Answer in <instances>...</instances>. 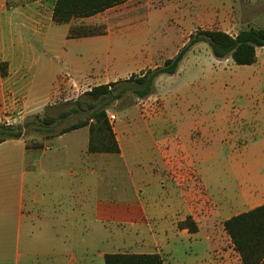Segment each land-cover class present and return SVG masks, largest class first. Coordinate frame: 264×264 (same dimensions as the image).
<instances>
[{"label": "crops", "instance_id": "obj_1", "mask_svg": "<svg viewBox=\"0 0 264 264\" xmlns=\"http://www.w3.org/2000/svg\"><path fill=\"white\" fill-rule=\"evenodd\" d=\"M54 2L52 0L50 7L46 8L44 0L24 1L22 4L20 0H0V110L15 113L18 117L37 114L71 90L84 89L82 94L99 85L127 80L133 74L154 69L161 61L171 59L163 60L164 47L158 44L154 51L143 56V64L138 68H132L130 56L102 59L93 49L85 55L80 54L76 62H70L59 47L60 41L50 38L54 26H60L52 21ZM100 14L62 24L66 25L67 31L58 38H62L64 44L71 40H86L92 45L96 38L108 35L111 29L109 23L94 19ZM15 15L25 17L28 37L30 41L36 39L43 45L44 55H37L35 46L19 35L21 23L18 19L14 22ZM71 29L80 35L85 34L73 37ZM256 54L255 64L264 67V61ZM60 67L70 72L60 73ZM43 74L44 78L36 84L37 77ZM259 76L261 74L255 78ZM161 100L164 111V98ZM238 101L243 102V106L234 110V119L223 124L224 127L221 125L220 141L224 153H232L226 159L232 171H238L244 187H237L233 197L223 190L220 200L210 197L203 180L205 199H194L192 186L187 188L185 197L173 174L169 175L174 171L173 164L179 159L181 150L185 151L186 157L183 158L188 160L189 166L195 167L190 156L193 152L189 149L194 146L195 142L191 140L194 134L201 136L202 131L192 121L181 131L175 121L161 117L145 123L133 120L116 124L114 115L115 121H108L120 149L118 154L89 153L87 127L45 139L40 149L26 148L23 140L2 143L0 148L9 143L11 148L17 149L13 152L10 148L12 152L5 150L0 155L11 154L7 158L16 162L19 181L0 184V264H19L21 258L25 264H68L69 253L79 257L74 260L76 264H91L93 257L104 262L105 254L114 253L158 254L163 264H187L179 263L173 257L181 251L173 250L172 241L183 238L192 241L190 244L199 248L198 252L205 244L203 250L208 253L207 262L193 260L191 264H212L215 234L201 227V222L204 224L207 219L212 223V219L218 217L223 228L225 220L264 204V174L250 168V163L258 165L264 160V89H258L255 83L250 84L242 89ZM125 109L126 114L132 112ZM225 109L226 113L232 112L228 105L220 112L224 113ZM110 115L113 114L107 112V117ZM134 133L156 142L157 157L149 160L150 163L146 161L147 172L164 175L166 184L162 188L173 195L175 193L172 202L152 203L149 189L136 191L132 199L124 177L125 174L133 176L126 149ZM185 135L188 139H184ZM181 139L189 140V149H185ZM117 184L121 185L118 189ZM90 211L94 216L88 213ZM187 217L196 224V233L178 229L177 224ZM225 236L229 250L241 264L226 233ZM110 241L112 250L99 249L101 243Z\"/></svg>", "mask_w": 264, "mask_h": 264}, {"label": "rangeland", "instance_id": "obj_2", "mask_svg": "<svg viewBox=\"0 0 264 264\" xmlns=\"http://www.w3.org/2000/svg\"><path fill=\"white\" fill-rule=\"evenodd\" d=\"M24 1L37 0H20V3L22 4ZM51 3L52 0H44L43 5L48 8ZM13 18L14 22L18 19L21 23L19 35L35 46L37 55H44L43 45L36 39L30 41L31 38L28 37L29 33L24 26L25 17L15 15ZM94 19L109 23L111 29L108 35L96 38L92 45L86 40H71L65 44L61 42L63 39L58 36L66 33V25L54 26V31L51 30L50 38L60 41L59 47L66 53L65 59L69 58L70 62H76L80 54L85 55L86 52L93 49L102 59L110 56L123 59L125 56H130L132 68H138L143 64V56L148 51H154L158 44H162L164 47L163 60L173 58L175 52L181 49L180 46L186 43L189 36L198 30H220L235 36L242 29H264V0H129L101 13ZM263 52V49L257 50L259 60L264 61ZM100 64H102L101 61ZM162 65L161 61L160 66ZM259 67L257 64L236 66L230 59H215L208 46L205 43H200L186 54L174 75L160 76L152 96L141 102L131 93H127L121 99L110 104L107 107V112L117 117L116 124L133 120L145 123L155 117H161L163 120L175 121L181 131L192 121L202 131L201 136L197 133L194 134L191 140L195 143L190 149V145H187L189 140H184L188 139V136L185 135V138L181 140L185 144V149L192 150L193 153H190V156L193 157L195 167L189 166L188 160L183 158L186 153L181 150L179 159L174 161V171L169 175L173 174L175 183L180 184L181 193L185 192V197L188 195L187 188L192 186L195 189L193 198L205 199L204 195L206 194L201 185L202 180L211 198L220 200L223 190L233 197L237 187H244V185L238 178V171L233 172L230 162L226 159V156L230 157L232 153L225 154L224 147H221V125L223 126L226 122L234 119V110L243 106V102H237L243 88L255 83L258 89H264V67ZM66 71L70 72L69 69L60 67V73ZM259 74L261 76L255 78ZM43 78L44 74L37 77L36 84ZM83 90L78 92L71 90L69 94L60 96L54 105L44 107L37 114H21L18 117L15 113L0 110V123L18 126L35 116L40 118L44 116L58 117L62 113H68L64 118L57 120L50 133H46L54 137L60 129L88 116L87 111L80 110L78 114L69 112L72 108H77L78 101L85 109L83 103L90 101V98L86 96L89 91H84L81 94ZM162 97L164 98V111ZM226 105L233 113L230 111L226 113V109L224 113L220 112V109ZM1 107L2 104H0ZM125 108H129L132 112L126 114ZM44 137L45 133H33L31 129L25 135L26 140L30 143L44 141ZM144 138L134 133L133 140L126 149L133 170V176L125 174L124 177L128 191L134 199L133 195L136 191L143 192V190L149 189V200L152 203L172 202L175 199V193L173 195V192H166L165 188H162L166 184L164 175L157 172L152 173L150 170L149 173L147 172L149 168L147 162L150 163L149 160L157 157V144L147 137ZM11 147V144L7 143L0 148V153L5 150L7 153L12 152ZM11 149L13 152L17 150L16 148L15 150ZM9 155L11 154L0 155V184L10 185L19 181L18 172L15 169L16 162L13 158H7ZM250 168L257 169L260 174H264V160L259 161L258 165L254 162L250 163ZM3 170L7 171L3 172ZM120 186L117 184L115 187L118 189ZM88 213L94 216L93 211ZM226 216L228 214L222 215V218ZM208 222L207 219L204 224L201 222V227L203 226L215 234V239L212 241V264H239L232 251L229 250L221 218L215 217L212 219V223ZM172 243L173 250L181 251L173 255L175 261L187 264H191L193 260L207 262L208 253L203 250L205 244L198 252L199 248L191 245L192 241L186 238L172 241ZM99 249L109 252L112 250V242L101 243ZM75 258L79 257L69 253L68 264H76L74 263ZM19 264H25L24 259L21 258ZM91 264H104V262L93 257Z\"/></svg>", "mask_w": 264, "mask_h": 264}, {"label": "trees", "instance_id": "obj_3", "mask_svg": "<svg viewBox=\"0 0 264 264\" xmlns=\"http://www.w3.org/2000/svg\"><path fill=\"white\" fill-rule=\"evenodd\" d=\"M127 1L129 0H55L52 21L56 25L68 24L74 19L95 16ZM81 34L71 29V36L79 37L85 33ZM200 43L208 46L215 59H230L236 66H251L256 63L257 50L264 48V29H242L236 36L220 30H198L191 34L187 43L162 66L148 69L138 75L133 74L127 80L93 87L86 93L90 101L83 103L85 109L78 101L77 108L69 111L73 114H78L80 110L87 111L88 116L60 129L54 136L87 127L89 153L118 154L120 149L108 121L107 107L127 93H131L138 100L152 96L155 91V81L162 75H174L186 54ZM2 74L4 75V72ZM67 114L62 113L58 117L35 116L18 126L0 123V145L9 140H23L26 148L40 149L43 141L28 142L25 138L27 131L31 129L33 133H45V139L51 138L53 136L46 133H50L57 120ZM177 227L189 233L197 232V226L191 217L179 222ZM223 229L241 264H264V204L225 220ZM104 264H163V260L158 254L114 253L104 255Z\"/></svg>", "mask_w": 264, "mask_h": 264}, {"label": "built area", "instance_id": "obj_4", "mask_svg": "<svg viewBox=\"0 0 264 264\" xmlns=\"http://www.w3.org/2000/svg\"><path fill=\"white\" fill-rule=\"evenodd\" d=\"M141 102H143V101L141 100ZM115 119H116V117H115L114 115H110V116L108 117V120H109L110 122L115 121Z\"/></svg>", "mask_w": 264, "mask_h": 264}]
</instances>
